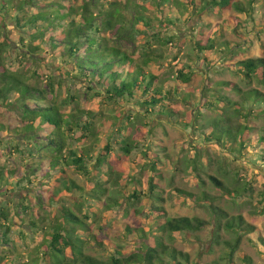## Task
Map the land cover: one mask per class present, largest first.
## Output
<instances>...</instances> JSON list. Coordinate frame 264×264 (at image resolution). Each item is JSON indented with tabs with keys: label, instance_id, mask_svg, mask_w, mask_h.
Masks as SVG:
<instances>
[{
	"label": "trees",
	"instance_id": "1",
	"mask_svg": "<svg viewBox=\"0 0 264 264\" xmlns=\"http://www.w3.org/2000/svg\"><path fill=\"white\" fill-rule=\"evenodd\" d=\"M155 1L164 12L159 20L164 28L176 25L184 11L188 12L187 7L196 15L212 10L247 12L239 0ZM105 4L107 9H104ZM123 11L131 13L129 19ZM146 11L147 5L138 0L122 3L119 0H0V141L4 137L7 141L13 140L18 134L32 138L37 123L51 128L43 141H36L23 150L27 151V167L8 170L0 167V196L17 189L28 191L18 204L0 206V242L12 244L9 236L15 231L18 235L31 231L33 236L37 234L38 241L37 255L28 259L30 262L0 254V264H200L198 258L193 261L188 252L177 249L174 242L179 235L199 242L197 233L207 225L215 227L212 246L224 248L219 260L208 264H221V261L232 264L237 251L240 264H253L252 257L239 250L244 236L255 232L259 235L253 223L247 222L241 214L230 215L215 204L216 196L206 191L194 194L177 190L196 203L208 205L211 220L168 215L160 193L159 180L163 174L158 167L159 158L144 162L146 184L138 178L128 159L138 148L141 135L127 132L116 138L112 134L102 137L100 132L104 129L96 130V113L80 106L76 111L65 112L57 101L59 84L54 83L49 73L43 74L35 66L48 49L52 50L63 67L88 83L89 90L102 85L109 100L137 98L145 110L159 107V112L174 118L169 106L181 93L177 83L192 81L194 70L179 64L174 80L161 81L157 73L147 68L152 62L149 56L137 61L128 52L110 44L112 37L129 38L132 34L128 28L140 32V25L153 27ZM11 33L20 34L18 42L10 38ZM196 45L201 50H212L215 40L209 38L208 44L202 46L197 42ZM232 50L229 45L228 53ZM224 67L240 73L247 83L256 81L264 86V58H246L224 64ZM217 87L239 93L240 99L233 100L215 90L217 99L204 101L205 94L209 95L208 90L213 89L203 88L189 113L193 129L202 130L205 141L215 139L217 147L229 146L227 154L232 153V157L253 147L251 140L257 141L260 148L256 152L264 162V125L253 139L250 138L254 117L264 118V92L257 88L242 90L229 80L217 82ZM197 103L198 108H195ZM202 108L213 110L215 115L197 126L194 120ZM79 126L85 133L75 138L70 136L73 127ZM202 127L206 129H200ZM214 127H218L219 132L215 138ZM210 128L211 132L207 133ZM89 138L101 142L94 153L85 144ZM114 139L122 152L120 155L112 151ZM14 143V149L20 151L21 144ZM141 153L146 156L144 151ZM192 165L195 177L200 179V173H205L200 168L202 164L195 160ZM68 169L89 179L92 185L88 189L78 185L67 175ZM207 175L214 187L234 203L248 197L262 204L264 212V189L254 192L249 184L234 183V177L226 182L218 175ZM122 180L128 181L129 190L121 187ZM33 185L38 186V192L33 190ZM112 190L117 194H110ZM248 190L250 194L246 195ZM57 202L59 206L53 207ZM91 203L96 204L92 211L87 208ZM107 210L118 212L114 223L103 216ZM143 218L148 221L147 225L142 223ZM26 222L32 225L31 229L21 228ZM94 225H97L96 230ZM222 230L234 237H223ZM110 233L120 240L114 243L111 254L102 258L90 253L92 249L104 250ZM259 240L264 246V238L260 236Z\"/></svg>",
	"mask_w": 264,
	"mask_h": 264
},
{
	"label": "rangeland",
	"instance_id": "2",
	"mask_svg": "<svg viewBox=\"0 0 264 264\" xmlns=\"http://www.w3.org/2000/svg\"><path fill=\"white\" fill-rule=\"evenodd\" d=\"M119 1L122 3L125 0ZM138 1L147 5L145 14L151 18L153 27L140 25V32H134L128 28L132 34L129 38L118 39L112 37L109 39L110 44H114L120 50L128 52L137 61L149 56L152 62L147 68L157 73L161 81L174 80L175 68L179 64L194 70L195 76L192 81L188 84H181L179 81L177 83L181 93L170 102L169 106L175 119L169 117L168 114L159 112V107H155L153 110H145L139 104L137 98L124 97L109 100L105 97L102 85L89 90L87 88L88 83L74 77V73L69 68L63 67L60 59L54 55L52 50L48 49L44 57H40L35 66L43 74L49 73L54 83L59 84L57 101L63 105L62 109L65 112L76 111L77 106H80L92 111L94 114L96 113L94 118L96 130L104 129L100 132L102 137L106 138L112 134L116 138L127 132L133 135H141V137H138L140 139L138 148L129 154L128 159L138 178L146 184L147 177L144 173L146 171L143 166L144 162H147L150 158H159L158 167L163 174V177L159 180L160 193L164 198L163 205L168 215L198 216L211 220L212 213L208 205L196 203L190 196L177 190L194 194L206 191L216 196L215 204L226 209L230 215H243L247 222L253 223L259 229V235L255 232L243 237L239 250H244L250 255L253 264H264V246L259 240L260 236L264 238L262 204L248 197L239 201L235 200L236 203H234L233 199L225 197L220 190L214 187L213 182L207 175H218L224 178L226 182L234 177L236 178L234 183H237V185L249 184L254 192H260L264 189V162L256 152L260 148V143L251 140L250 144L253 147L245 148L241 154L232 157V153L227 154L229 146H226L227 148L217 147L215 139H210L209 142L203 140V131H195L192 126L194 124L193 119L189 117L195 100L200 98L201 90L205 87H210L213 90H208L209 95L205 94L204 101L213 102L217 99V96H214L217 90L219 94L228 96L233 100L240 99V94L237 92L224 88L218 89L217 82L219 81L229 80L237 83L242 90L257 88L264 92L262 84L256 81L247 83L240 77V73L224 67V64H233L246 58H264V0H252L250 4L249 0H239L247 8V12H237L235 10L215 12L212 10L196 15L192 13L191 8L187 7L188 12L184 11L183 17L176 22V25H171L169 28L160 25L159 20L163 18L164 12L157 7L155 0ZM107 8L108 5L104 7V9ZM123 12L126 14V18L129 19L131 13ZM9 36L15 42H18L20 34L11 33ZM209 38L215 40V46L212 50H201L197 47V42H200L202 46L208 44ZM229 45L233 49L231 53L227 51ZM183 97L185 98L183 99ZM198 105L199 103L195 105V108H198ZM200 112L201 114L194 120H197V126H200L206 120H210V117L215 115V112L209 108H202ZM82 117L86 118L85 112L82 113ZM253 123V131L250 133L251 139L256 136L257 130L264 125V118L254 117ZM73 129L70 132V136L72 135L73 138L85 133L81 126L73 127ZM200 129L204 130L206 128L202 127ZM50 130L51 128L47 124L37 123L35 130L31 133L32 138L27 137L28 135L18 134L13 140L7 141V137H4L0 141V167L6 170L27 167V151L24 152L23 150L27 149L30 144L36 143V141H43ZM211 130L210 128L207 133H210ZM214 131L213 136L215 138L219 134L218 127ZM14 141L21 144L20 151L14 149ZM85 144L90 147L93 153L101 147V142H94L93 138L86 139ZM112 144L114 146L113 153L122 154L119 146L115 143V139ZM141 151H144L146 156ZM195 160L198 164H202L200 168L205 170V173H200V179L195 177L196 173L192 168V161ZM148 174L150 175V173ZM67 175L85 189L92 185L89 179L86 180L81 174L72 169L67 170ZM120 182L121 187L130 189L127 186L128 181L122 180ZM32 188L36 192L39 190L38 186L35 185ZM25 192L28 191L17 189L13 193L8 194L5 192L7 195L0 196V206L18 204ZM110 194H117V192L112 190ZM249 194L248 190L246 195ZM76 199L78 198L76 197ZM54 204L53 207L55 208L59 206V202ZM87 206L92 211L96 204L91 203ZM45 214L47 215V213ZM103 216L110 223H114L118 217V212L114 213L107 210ZM141 221L144 225L148 224L145 218ZM21 228L29 230L32 225L26 222ZM94 229H97V225H94ZM214 229L213 225H207L205 229L198 232L199 242L185 240L183 236L179 235L174 242V246L179 250L188 252L193 261L198 258L200 264L218 261L224 248L217 245L212 246V232ZM16 232L9 236L13 240L12 244L0 242V254L12 256L19 261L25 260V263H28L30 262L28 259H33L37 255L35 253L38 246V241L35 239L37 234L33 236L32 232L29 231V234L18 235V232ZM221 234L225 238L234 237L232 233L224 230L221 231ZM105 241L104 250L99 252L92 249L90 253L105 258L114 250V243L120 240L110 233ZM238 256L237 251L235 257L232 258V264L241 263L240 256ZM221 264H223V261H221Z\"/></svg>",
	"mask_w": 264,
	"mask_h": 264
}]
</instances>
